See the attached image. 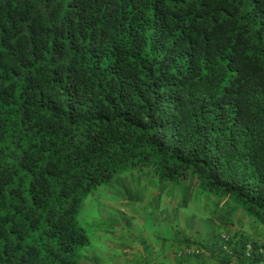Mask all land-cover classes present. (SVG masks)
Listing matches in <instances>:
<instances>
[{"label":"trees","instance_id":"trees-1","mask_svg":"<svg viewBox=\"0 0 264 264\" xmlns=\"http://www.w3.org/2000/svg\"><path fill=\"white\" fill-rule=\"evenodd\" d=\"M148 202L179 264H264V0H0V264H161L124 226Z\"/></svg>","mask_w":264,"mask_h":264},{"label":"rangeland","instance_id":"rangeland-1","mask_svg":"<svg viewBox=\"0 0 264 264\" xmlns=\"http://www.w3.org/2000/svg\"><path fill=\"white\" fill-rule=\"evenodd\" d=\"M207 194L208 192H202L200 193V195L197 194L196 196H193L191 198V201L188 203L186 207L179 209L178 218L175 219L177 223L176 229H179L180 231L182 230L189 231V229H191L192 231L194 230L197 233V236L202 238L201 239L202 241H204L205 239L204 237H206L207 234L208 236H210L209 234L210 232H214L215 234H218L222 231V233H225V229H226L225 227L223 231L214 224V221L212 220L210 213L212 210V206L215 205L214 203H217L218 199L213 197L211 194L207 196ZM165 199L162 198L160 200L162 201L161 203L162 206L163 204L165 205L166 202H170L168 201V199L166 200ZM94 200L95 199L92 198L89 199V201H86V208L84 212L87 215L88 213L91 215H97L98 213H102L103 216H105L106 213L103 208L104 206L107 205V209L111 206L113 207L119 206L118 202H116L110 196L105 197L101 205L97 204V202ZM156 205H157L156 210H152L155 209L154 207L155 204L154 202L153 203L148 202L145 204V208L139 207L138 208L139 211L133 213L131 212V208L128 209L125 207L122 208L126 215L130 214L132 216V220L130 217L127 216L128 217L127 219H129L128 221L131 220V222H129L128 224L127 223L124 224V226L129 227V229H132L136 232H140V234L143 235L140 236V238L144 239V241H147L148 243H152L153 245L152 252L156 254L155 259L162 258L161 264H179V261H177V259L175 258V253L171 252L170 247H168L167 244L165 245V247L164 246L161 247V243L156 237L158 233L160 235L168 236V239L173 235L170 223L167 224L163 222L162 212L160 209H158V203ZM167 207L171 208L172 203H169ZM154 214L156 215L157 219L152 218ZM96 222H98L96 219H92L90 220L88 225H87V220L85 222L80 221V224L83 225L85 229H87L88 233L91 236L92 243L96 242L97 244L100 245L102 241L98 237V233H99L98 228L100 227L96 225ZM228 228L230 229L231 233H236L242 230V227L236 223L233 224L231 227L228 226ZM243 230L247 231V234L249 233V231L246 230V227H243ZM216 246L217 244L211 245V247L209 246L208 248L210 250L206 249L203 253V256L199 257L195 261L190 260L186 264H216V262L213 260L211 256V250L215 249ZM158 248H164V251H162V249L158 250ZM93 249L98 251V247L95 246V243ZM161 251L163 252V255H161Z\"/></svg>","mask_w":264,"mask_h":264},{"label":"built area","instance_id":"built-area-1","mask_svg":"<svg viewBox=\"0 0 264 264\" xmlns=\"http://www.w3.org/2000/svg\"><path fill=\"white\" fill-rule=\"evenodd\" d=\"M193 252H194V250H191V249H185V250H183V253L184 254H191Z\"/></svg>","mask_w":264,"mask_h":264}]
</instances>
